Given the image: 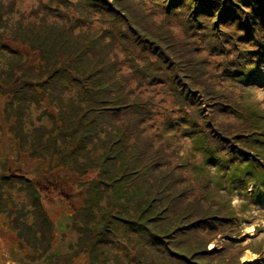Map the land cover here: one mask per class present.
I'll use <instances>...</instances> for the list:
<instances>
[{
	"label": "rangeland",
	"instance_id": "rangeland-1",
	"mask_svg": "<svg viewBox=\"0 0 264 264\" xmlns=\"http://www.w3.org/2000/svg\"><path fill=\"white\" fill-rule=\"evenodd\" d=\"M169 1L102 0V4L89 6L81 0H0V264H250L252 260L243 259L246 253L254 256V264H264V191L258 200L261 202L256 201L254 187L234 188L219 168L214 172V166L192 156L189 141L167 145L156 133L171 109L177 113L179 98L189 94L198 102L193 112L197 126L203 129V138L217 139V152L232 142V152L244 153L246 148L257 153L253 158L264 169V59L252 81H243L242 74V61L255 57L245 51L261 50L259 46L264 45V24L254 27V40L244 39L245 32L235 25L198 18L180 8L168 11ZM201 1L205 2L202 16L214 9L212 3L217 5L213 17H219V8L227 11L230 5L245 3ZM42 21L46 29L69 32L51 36L61 40L62 46H70L61 51L57 65H51L52 70L62 74L57 79L39 60L40 54H33L12 34L17 28L28 31L40 27ZM4 24L9 29L2 31ZM251 24L253 27L258 23ZM33 68L38 73L35 84L31 80ZM44 71L51 73L49 79ZM63 76L65 82L79 89L84 109L101 108L113 100L126 104L117 106L118 121L112 113L102 112L93 119L95 113L68 112L52 134V141L60 149L69 145L61 141V133L79 124L86 136L80 135L70 143L68 150L72 151L59 152L61 158L51 150L31 154L34 147L28 142L32 140L29 129L36 131L42 119L32 98L37 97L41 103L46 97L44 91L51 85L56 87L60 82L55 80ZM157 78L161 79L150 88L147 81ZM139 81L142 86L137 90ZM23 95H27L24 103L30 104V116L20 118L11 105L19 104L23 109L22 98L19 100ZM145 101L158 105L150 114L152 129L143 124L146 133L141 138L122 121L136 117V110ZM132 103H136L134 108ZM232 103L240 110L239 117L227 113ZM52 113L48 111L46 119ZM79 142L83 144L76 156L73 149ZM111 147L120 157L108 162L110 171L117 170L114 179L135 170L128 176L131 183L140 180L132 185L133 191L141 195L153 189L148 203L131 212L133 219L142 218L145 212L149 222L158 220L160 214L163 220L171 218V233L162 238L163 244L152 246L159 242L149 237L145 243L144 237L130 227L133 224L122 222L116 227L108 224L106 229L114 233L105 232L97 238L99 230L88 229L95 228L93 222L86 230V225L74 221L82 217L75 205H83L88 194L81 191L73 199V195L58 193L57 186L63 182L59 176L71 173L73 181L80 171L83 180L93 177L90 189L94 188L97 172L90 173L97 170L95 167L101 168L102 158ZM64 151L66 156H62ZM137 170L144 177L147 172L152 174L155 181L147 185L149 174L144 184L135 177ZM107 192L102 187L99 195L89 201L95 204L102 199L105 204L111 197ZM159 194L164 206L153 211ZM150 197L153 199L149 201ZM95 211L99 221L101 212ZM83 212L88 215V211ZM211 213L219 218L204 219ZM128 230L133 233L130 237L126 236ZM91 231L85 242L81 241Z\"/></svg>",
	"mask_w": 264,
	"mask_h": 264
},
{
	"label": "trees",
	"instance_id": "trees-1",
	"mask_svg": "<svg viewBox=\"0 0 264 264\" xmlns=\"http://www.w3.org/2000/svg\"><path fill=\"white\" fill-rule=\"evenodd\" d=\"M86 5L92 6L97 4H102V0H81ZM178 1V2H177ZM242 2H245L243 6H234L230 5L227 7V11H224L223 9L219 8V12L221 13L219 17H213L211 14L215 13V4L213 5L214 9L212 11H209L208 15L203 14L204 10L201 8L203 3L200 2V0H170L168 4V11L174 10L176 8H180L185 11H189L190 15L196 16V17H204V18H210V19H216L219 24H228V25H235L236 28L239 30H243L245 32L244 39L253 38L252 33L255 32L254 27L259 26L261 24H264V0H241ZM221 5V6H220ZM219 7H222L223 5L220 4ZM84 8H88L84 4H82ZM108 10H112L111 8H108ZM251 22H255L258 24H254L252 27ZM42 26L38 27L35 26L32 29L28 31H23L19 28L12 31V34L19 37L23 42H25L26 46L29 47V49L32 51L33 54H40L39 60L44 61V67L51 70L50 72H53L56 75V79L59 78L62 74L52 70L51 65H57L58 56L61 53L62 50L69 49V45L62 46L63 43H61V40H54L51 38L52 35H65L68 34V31H61L56 29H46V22L42 21ZM214 23V21L212 22ZM3 30H8L9 27L4 24ZM56 33V34H54ZM11 34V35H12ZM254 40V38H253ZM92 46V45H91ZM255 46V45H253ZM95 47V46H94ZM261 50H252V51H245L246 53L250 52L255 55L254 59H248L245 58L242 61V74L244 76V79H247V81L250 79L249 77L254 73V71L258 68V64L264 59V45L259 46ZM94 49V48H92ZM252 62V63H249ZM87 69V68H84ZM37 72L35 71V68L32 70L31 80L35 84V82L38 80ZM45 76L47 79L50 78V74H47L44 71ZM90 76V72H89ZM161 78H157L156 80L147 81V84L152 88L153 84L160 80ZM243 79V80H244ZM59 81L60 83H56V87L51 85L47 91H44V95L46 96L41 103H38L37 97H34L29 95V97L32 98L33 102H35V106L37 105L36 113L40 112L42 114L41 124L36 127V131L33 129H29V132L32 133V140L28 141L31 146L34 147V150H31V154L41 153V150H51L55 153V157L58 158L60 155L59 152L62 153V150L72 151V149L68 150L70 143L75 140L80 135L83 136V130L81 131V124H79L77 127H72L71 129H66L61 133V141L64 143H69V145L63 147L60 149L58 146V143H54L52 141L53 136L52 134L57 129L61 119L63 116L67 115L68 112H71V114H77L78 115H88L90 113H95L97 116L94 115L93 119H97L102 112L106 113H112L113 118H115V121H118V118L115 117V113L117 111L116 116L118 117V108L117 106H121L123 104H126L125 102L119 101V100H113L108 102L109 104L105 105L104 107L97 108L93 106H88L84 109V103L82 101V98L79 95V89L72 83L65 82L64 76L61 80H55ZM69 86L72 90L70 91L68 87ZM140 81L137 84L136 89L139 90L141 87ZM129 90V89H128ZM180 93V90H177ZM133 91L131 90L130 93ZM69 93L68 97H64L65 94ZM30 94H33V92H30ZM189 94L183 95V97L179 98V101L176 105L177 113L174 112L171 109V114L169 117H166L165 120L157 126L156 133H158L165 141L167 145L170 144H179L181 140H187L189 141L190 145V154L194 156L199 161H206L211 162L214 164L220 165L221 163H225L227 161H230L232 164L233 171L235 172L237 167H239L241 164L246 168H249V165L251 163H254L258 161V159H254L253 156L257 155V153H254L253 151H250L249 149L244 148V153H242L239 157L232 153L230 149L234 148L232 142L229 144H226L218 149L217 152V144L218 141H215L217 139L209 138L208 141L203 138V129H200L195 120L196 112H193L194 106L198 102L196 99L189 97ZM22 98V105H24L23 109H20V105H14V103L11 105L13 109L15 110L16 115H18L20 118L22 116L29 117L30 116V104H25L24 101L27 99V95H23L19 98V100ZM162 98V96H159V101ZM65 100V102L63 101ZM111 105V106H110ZM130 105V104H129ZM133 108L136 106V103H132ZM158 105L157 102L153 101H145L141 105H139L138 110H136L135 114L136 117L129 120H124L122 122L127 123V129L136 134L138 137H143L146 133V130L142 127L143 124L147 125L148 128H151L149 125V118L150 114L153 111V109ZM177 106L181 109L182 112H178ZM199 107V106H198ZM9 108V107H8ZM12 111L14 112V110ZM48 111H52L53 113L49 115V119H46V115L48 114ZM228 114L239 117L241 115L240 110L237 108L236 104H233L229 106V109L227 111ZM7 115L8 111H7ZM71 117V116H70ZM68 117V118H70ZM74 117V116H72ZM148 122V123H147ZM16 125H14L15 127ZM152 129V128H151ZM262 131L264 132V127L262 128ZM153 133V130H152ZM101 133L98 134V136ZM25 135V134H24ZM84 135L83 137H85ZM26 137V135H25ZM28 139V137H27ZM224 139H228L224 136ZM222 140V139H221ZM84 141V139L82 140ZM100 143H104L103 141H99ZM82 142H79L77 144V147L73 150L74 154L76 156H79L80 149L82 148ZM212 144L215 145L214 148H209L207 145ZM55 148H52V147ZM169 150L173 151L174 147H168ZM17 150V149H16ZM14 150V151H16ZM251 152V155H250ZM66 151H64V155L66 156ZM246 154V155H245ZM61 158V155H60ZM120 157L117 153L113 151V148H109L108 154H106L102 160L103 164L101 168L92 166H88V168L94 170L91 171L90 175L94 174V172H97V178L96 182L94 183V188L91 187L94 180H92L93 177H88L86 180H83L82 177V171L78 173V175H75L76 177L72 181V176L70 174H63V176H59L63 182L59 183V186H57L58 193L61 195H69L73 199H76L79 192L83 191L85 194H88L85 197V201L82 205L80 204L75 205L74 209H77L76 212L80 210V215L82 217L74 218V221L76 223H81L87 226L91 222L94 223L95 228L91 229L88 227L89 230H99L97 232V238L100 236H105V232H108L109 234H113L114 230L106 229L108 228V224H112L115 227L118 225V223L122 222L125 225L130 226L129 224H133L130 227H133L136 232H138L142 237H144L145 243H146V237H149V239H155L159 242V244L152 245V246H159L163 244L162 238L167 237L170 232V220L164 219L161 217L163 214L158 215V220L148 221L146 220V212L140 218L133 219L134 214L131 212H135V208H143L148 203V197L149 194H152L153 189H150L148 191H142L141 195H137L135 191H133V186L140 180H136L135 182L131 183L128 177L133 171L126 172L123 177L118 176L116 179H114V175L116 171H110V165L109 161L118 160ZM241 159L244 161H241ZM61 161V159H60ZM100 169V170H99ZM202 169V167L200 168ZM150 173H146V176H148ZM141 173H139V170L136 171V178L144 180V184H146V176L144 177ZM264 177V174L262 175ZM152 174L149 175L150 181L147 182V185H150L155 181L154 178H151ZM233 179V178H232ZM60 180V179H59ZM57 182V181H56ZM104 187L109 193L111 194V197L108 196V198L105 201V204H102V199L97 202H95L96 207H94L95 204H91L89 200H93L94 196L99 195V190ZM78 189V191L76 190ZM133 191V192H132ZM129 194V198H126ZM155 194H153L154 196ZM211 196V193L209 194ZM134 196V197H133ZM135 198V199H134ZM153 197L149 198V201L152 200ZM96 200V199H95ZM137 200V201H136ZM155 204H153V208L151 210L155 211V209L162 208L163 205V198L159 195H156ZM169 204H172V200L168 202ZM167 204V203H166ZM204 204L208 207H210V204L208 202H204ZM148 206V205H147ZM166 206V205H165ZM211 208V207H210ZM99 209L101 212V219L100 215L94 210ZM83 211H88V215L85 214ZM75 212V213H76ZM217 212V211H213ZM156 212L152 213L153 216H155ZM150 213L149 216H152ZM216 213H211L208 218H219L215 216ZM141 216V215H140ZM84 219V220H82ZM135 221L140 220V223H135ZM139 228V229H138ZM92 233H85V236L81 239V241L85 242V239L87 236H90ZM133 234L131 232H126V236H129ZM165 246L163 245V248ZM185 256V255H184ZM187 256V255H186ZM131 260V259H130ZM119 262V261H118ZM182 264H186L182 262Z\"/></svg>",
	"mask_w": 264,
	"mask_h": 264
},
{
	"label": "bare ground",
	"instance_id": "bare-ground-1",
	"mask_svg": "<svg viewBox=\"0 0 264 264\" xmlns=\"http://www.w3.org/2000/svg\"><path fill=\"white\" fill-rule=\"evenodd\" d=\"M243 259H245V260H253L254 259V256H252L249 253H246Z\"/></svg>",
	"mask_w": 264,
	"mask_h": 264
}]
</instances>
